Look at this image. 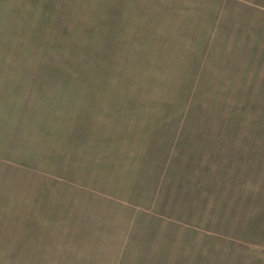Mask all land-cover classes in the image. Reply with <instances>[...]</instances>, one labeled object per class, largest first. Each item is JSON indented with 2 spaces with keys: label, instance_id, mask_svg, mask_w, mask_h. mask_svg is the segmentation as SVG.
I'll return each mask as SVG.
<instances>
[{
  "label": "rangeland",
  "instance_id": "obj_1",
  "mask_svg": "<svg viewBox=\"0 0 264 264\" xmlns=\"http://www.w3.org/2000/svg\"><path fill=\"white\" fill-rule=\"evenodd\" d=\"M0 264H264V0H0Z\"/></svg>",
  "mask_w": 264,
  "mask_h": 264
}]
</instances>
